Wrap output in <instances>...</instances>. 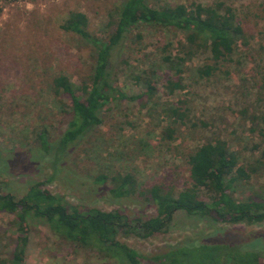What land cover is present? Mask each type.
<instances>
[{"label": "rangeland", "instance_id": "374dc122", "mask_svg": "<svg viewBox=\"0 0 264 264\" xmlns=\"http://www.w3.org/2000/svg\"><path fill=\"white\" fill-rule=\"evenodd\" d=\"M122 1L0 0V193L19 199L32 183L51 178L42 188L61 197L63 204L119 210L129 218L146 219L155 209L139 192L153 185H189L187 153L210 138H221L228 140L240 164L257 159L262 163L248 180L233 185L234 197L246 199L264 182V136L259 133L263 124L251 120L264 113V0H149L158 7L222 1L234 9L244 35L233 56L221 61L209 77L197 72L202 63H210L206 53L186 60L180 75L185 89L170 95L162 76L167 58L173 60L182 48L183 33L146 24L134 27L115 54L112 68L111 82L126 97L103 107L102 123L69 147L65 163L55 165L54 174L53 155L41 148L37 133L46 129L53 143L70 114L69 100L56 95L51 82L59 74L75 85L87 80L94 53L86 41L60 24L69 12L82 11L89 31L106 37ZM143 71L152 72L158 89L147 105L140 98L127 99L145 88L134 79ZM183 98L188 119L173 124L174 138L163 139L162 129L173 119L161 113L160 104ZM99 174L131 175L136 191L115 198L110 183L95 181ZM216 229L224 234H264V222L231 224L179 210L165 232L148 238L120 234L119 239L145 257L142 264H154L147 258L185 237H209ZM29 231L24 264H96L90 251H75L41 220H31ZM17 235L15 214L0 212V260L9 258Z\"/></svg>", "mask_w": 264, "mask_h": 264}, {"label": "trees", "instance_id": "16d2710c", "mask_svg": "<svg viewBox=\"0 0 264 264\" xmlns=\"http://www.w3.org/2000/svg\"><path fill=\"white\" fill-rule=\"evenodd\" d=\"M117 11L118 17L106 37H98L89 31L87 15L82 11L69 12L60 24L63 30L86 41L94 53L87 80L75 85L66 75L59 74L51 82L54 93L69 100L70 114L65 129L53 143L46 129L37 133L41 148L53 155L54 174L55 165L65 163L69 147L102 123L103 107L112 100L126 97L111 82L112 68L115 54L134 27L146 24L174 28L183 33L182 48L173 60L167 58V69L162 76V86L170 95L185 89L180 75L186 60L200 52L206 53L210 63H202L197 72L202 77H209L221 61L233 56L238 40L244 35L234 9L222 1L209 5L175 3L158 7L151 5L149 0H123ZM143 73L134 75V79L146 84L145 88L127 99L140 98L143 105H147L158 89L151 78L152 72ZM186 103L183 98L160 104L161 113H167L173 119L162 129L163 139L174 138L176 127L173 124L188 119ZM251 120L256 125L263 124L259 133L264 136V113L252 115ZM230 146L226 139L210 138L187 153L185 161L190 179L187 186L153 185L141 190L139 194H146L155 209L154 215L146 219L129 218L119 210L63 204L61 197L42 188L51 178L32 183L19 199L10 193H0V212L15 214L18 232L9 258L0 260V264H24L29 222L33 219L44 222L58 240L70 244L75 251H90L96 264H142L145 257L122 242L119 235L148 238L165 232L179 210L231 224L263 223L264 182L244 200L233 195V185L248 180L262 163L257 159L254 163L240 164L237 153ZM95 181L110 183L109 191L115 198L128 197L136 191L131 175L116 174L107 178L99 174ZM217 233L219 230L216 229L206 238L185 237L147 259L154 264H264V234L215 235Z\"/></svg>", "mask_w": 264, "mask_h": 264}]
</instances>
